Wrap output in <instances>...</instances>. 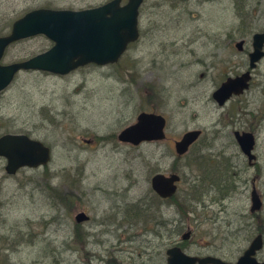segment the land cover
Masks as SVG:
<instances>
[{
	"label": "rangeland",
	"instance_id": "374dc122",
	"mask_svg": "<svg viewBox=\"0 0 264 264\" xmlns=\"http://www.w3.org/2000/svg\"><path fill=\"white\" fill-rule=\"evenodd\" d=\"M107 1L0 0V36L34 9L82 10ZM138 26L139 39L117 63L87 65L66 76L22 71L0 95V136L26 134L51 150L47 165L14 176L0 159V264H165L164 255L153 254L161 228L153 218L151 177L176 173L178 195L191 194L202 166H213L208 162L217 144L233 140L232 113L252 122L244 127L254 130L263 153L264 59L239 100L220 108L211 94L224 78L246 70L251 37L264 32V0H143ZM241 40L242 52L236 48ZM50 47L44 36L19 41L2 63ZM140 112L165 117L166 138L120 143L118 133ZM194 129L204 130L202 138L179 157L174 142ZM221 183L233 187L230 207L241 203L234 193L247 182ZM257 183L264 187V180ZM80 211L89 221L76 224ZM192 224L201 236L199 220ZM218 245L231 250L233 263L247 246Z\"/></svg>",
	"mask_w": 264,
	"mask_h": 264
},
{
	"label": "water",
	"instance_id": "95a60500",
	"mask_svg": "<svg viewBox=\"0 0 264 264\" xmlns=\"http://www.w3.org/2000/svg\"><path fill=\"white\" fill-rule=\"evenodd\" d=\"M143 0H109L99 6L82 9L39 8L25 13L12 23L9 33L0 36V92L5 90L21 71L46 72L64 76L88 64L105 66L116 63L130 43L139 37L138 15ZM35 36H44L53 43L51 48L29 59L2 64L5 50L12 44ZM243 42L236 44L241 50ZM264 33L252 36L249 53V70L240 76L228 78L212 93V98L222 106L232 95L242 94L249 86L250 70L264 57ZM165 118L157 113L141 112L133 124L118 134V140L137 146L143 142L165 139ZM200 130L185 132L175 143L178 155L187 152L189 146L200 136ZM242 150L249 154L253 136L248 133L236 135ZM0 157L6 159L5 171L13 175L23 167L45 166L50 160V149L39 140L24 134H5L0 137ZM180 177L157 173L150 182L152 190L160 197L175 194ZM80 223L88 220L81 212L75 216ZM260 248L255 241L236 264H264L254 258ZM167 264H231L216 258L189 257L177 248L167 252Z\"/></svg>",
	"mask_w": 264,
	"mask_h": 264
},
{
	"label": "flooded vegetation",
	"instance_id": "af4514ba",
	"mask_svg": "<svg viewBox=\"0 0 264 264\" xmlns=\"http://www.w3.org/2000/svg\"><path fill=\"white\" fill-rule=\"evenodd\" d=\"M240 74L227 76L223 80ZM252 80L253 77L250 83ZM243 95L232 96L223 107L231 100H239ZM231 117L236 119L231 124L233 128L229 130L233 140L228 143L221 141L217 144L216 156L213 161L208 162L209 165L213 164V166L206 167L205 164L202 166L201 173L195 178L198 184L191 194H185L183 200L182 196L178 195V189L174 195L167 198L160 197L153 191L158 202L153 218L155 226L161 228V231L155 233V237H160V242L153 247V254L156 257L164 255L165 264H167V252L175 248L189 257H210L231 262L228 259L231 250L218 244H231L237 241L244 242L247 246L241 248L243 249L242 253L234 263L231 262L232 264H236L255 241H259L260 248L255 251L254 258L258 262L264 261L261 255L264 249V187L257 183L261 179L264 180V150L260 154L256 133L254 130L244 127V125L252 127V122L247 118L240 121L233 113ZM198 130L201 132L199 140L200 137L202 138L204 130ZM244 133L253 136V147L249 154L242 150L236 138V135ZM175 143L176 141L174 145ZM20 170H17L16 173ZM16 173L11 176L16 175ZM210 174H213L212 177H206ZM227 179H239L242 182H247L246 189L235 191L236 197L240 195L242 198H238L241 199V203L232 207L230 204L233 195L230 193L233 187H226L225 184L221 183L222 180ZM170 210L175 212V217L164 216V212ZM196 220L201 223V236H196L197 226L192 224ZM161 247L162 253H158Z\"/></svg>",
	"mask_w": 264,
	"mask_h": 264
},
{
	"label": "trees",
	"instance_id": "16d2710c",
	"mask_svg": "<svg viewBox=\"0 0 264 264\" xmlns=\"http://www.w3.org/2000/svg\"><path fill=\"white\" fill-rule=\"evenodd\" d=\"M153 199L155 200V204H158L156 197L154 195H153ZM133 214H134V216H136V218L139 217V215H140L138 211H134Z\"/></svg>",
	"mask_w": 264,
	"mask_h": 264
}]
</instances>
